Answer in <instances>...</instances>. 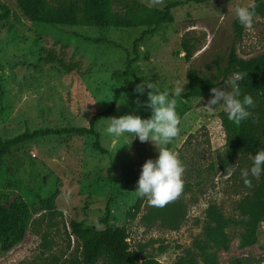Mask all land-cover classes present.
<instances>
[{"label":"rangeland","instance_id":"obj_1","mask_svg":"<svg viewBox=\"0 0 264 264\" xmlns=\"http://www.w3.org/2000/svg\"><path fill=\"white\" fill-rule=\"evenodd\" d=\"M0 1L12 12L8 21L0 13L3 139L41 129L86 127L93 115L107 110L116 89L136 84V76L164 89L178 82L185 94L188 71L194 69L206 81L226 89L223 70L232 47L244 60L264 54V0H137L161 11L169 2L179 6L173 9L171 22L141 43L134 71L128 60L143 28L34 23L22 15L16 0ZM62 1L49 0L51 5ZM130 2L114 0V10L123 13ZM236 4L256 9L252 26L243 27L241 36L234 26ZM185 46L193 53L190 61ZM49 52L73 70H58L56 64L44 62ZM212 95L177 98L179 132L166 147L184 167L182 191L162 207L142 198L136 216L139 197L134 191L142 165L154 160L158 150L127 133L112 143L103 129L111 117L149 118L147 94L124 92L115 111L97 123L106 153L95 147L94 136L76 134L48 135L12 148L0 166V206L32 210L54 199L55 209L39 210L25 239L9 252L2 251L0 241V264H61L78 256L80 242L71 234V221L80 222L91 234L103 230L100 219L109 198L110 223L126 227L130 249L162 264H173L195 241L205 239L210 204L221 208L227 218L238 219L239 202L252 194L260 177L251 175L250 158H240L230 176L222 173L232 121L222 106L207 107ZM186 108L189 111L181 116ZM242 170H249L247 178ZM228 233V249L215 250L220 264H264V223L248 233L232 226ZM96 264L108 260L102 257Z\"/></svg>","mask_w":264,"mask_h":264},{"label":"trees","instance_id":"obj_2","mask_svg":"<svg viewBox=\"0 0 264 264\" xmlns=\"http://www.w3.org/2000/svg\"><path fill=\"white\" fill-rule=\"evenodd\" d=\"M21 13L34 23H43L52 26L67 27H122L143 28L132 47L133 58L128 60V67L134 71L133 64L139 58L141 43L148 36L158 32L163 24L172 21L173 9L179 6L178 2H169L165 10L149 8L137 0H131L123 10V13L114 10V0H64L58 5H51L49 0H16ZM254 11L255 7H252ZM0 13L5 21L12 15L10 9L0 1ZM17 18V15H14ZM12 29L14 24L9 23ZM235 32L241 36L243 27L235 22ZM101 40H97L100 42ZM186 59L190 61L193 57L192 51L185 46ZM47 64H56L58 70L72 71L73 66L64 62L53 52H49L43 58ZM234 73H242L238 81V92L240 98L250 95L253 105L248 109L250 116L241 121L239 125L232 122V134L229 135V143L225 156L222 160L221 170L224 175L227 169L231 172L240 158L253 159L256 152L264 149V54L250 60L240 59L236 49L232 47L223 70V82L232 77ZM189 91L181 94V99L202 98L209 93L212 87H219L221 83L206 81L199 73L190 69L188 71ZM143 83L136 76V84L132 87H121L115 90L112 103L103 112L93 115L86 127H66L63 129H41L33 132H25L10 139L0 137V166L4 158L12 148L27 141L35 140L48 135H92L95 137V147L101 152H107L100 145V134L97 123L112 114L118 105L124 92L138 93L136 88ZM156 86V85H155ZM160 90L164 88L156 86ZM146 89L143 94H147ZM3 86L0 84V111L2 108ZM188 108L181 111L184 116ZM179 127V125H178ZM143 199L139 198L135 206L136 216L142 207ZM112 199L109 198L103 217L100 219L104 229L94 234L82 228L80 222L72 220L70 223L71 234L80 242L78 256H72L61 264H96L102 257L108 260V264H162L151 256H143L142 253L132 251L128 243L126 227H113L110 223L112 214ZM207 209L208 225L204 229V240L194 242L193 248L186 249L173 264H220L216 249H228L230 235L228 230L232 227H241L246 232L255 231L264 223V173L260 175L259 185L251 195L244 197L238 204L240 216L238 219L227 218L221 208L216 204H210ZM53 211L55 200L49 199L37 208L20 209L18 207L0 206V241L3 252H9L21 243L33 223V216L39 210ZM130 216V215H129Z\"/></svg>","mask_w":264,"mask_h":264},{"label":"clouds","instance_id":"obj_3","mask_svg":"<svg viewBox=\"0 0 264 264\" xmlns=\"http://www.w3.org/2000/svg\"><path fill=\"white\" fill-rule=\"evenodd\" d=\"M234 14L238 23L248 29L252 26L255 15L254 9L249 6L236 4ZM242 73H234L227 78L224 84L226 89L212 87L213 94L208 100L207 107L222 106L229 121L239 125L241 121L250 116L249 108L253 105L250 95H243L240 98L238 92V81ZM147 92L146 106L151 109V116L142 119L140 116L124 115L107 118V126L103 129L107 138L115 143L124 134H132L140 142H151L158 150L157 157L148 159L141 169L137 187L134 191L137 197L146 199L151 206L162 207L174 200L182 191V175L184 167L177 155L172 152L167 145L178 135L180 118L176 112L177 98L184 91V85L177 82L172 89L160 90L148 80L139 84L136 92L143 94ZM250 173L253 177L259 178L264 173V149L256 152L252 159ZM226 175H231V170L227 169ZM241 175L245 178L249 175V170H242ZM246 186H251L250 181L245 179Z\"/></svg>","mask_w":264,"mask_h":264}]
</instances>
